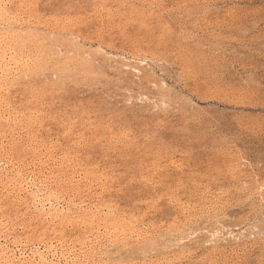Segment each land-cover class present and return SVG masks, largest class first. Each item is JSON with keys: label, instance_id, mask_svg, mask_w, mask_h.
Listing matches in <instances>:
<instances>
[{"label": "rangeland", "instance_id": "rangeland-1", "mask_svg": "<svg viewBox=\"0 0 264 264\" xmlns=\"http://www.w3.org/2000/svg\"><path fill=\"white\" fill-rule=\"evenodd\" d=\"M0 264H264V0H0Z\"/></svg>", "mask_w": 264, "mask_h": 264}]
</instances>
